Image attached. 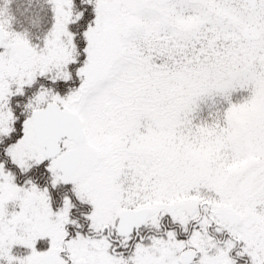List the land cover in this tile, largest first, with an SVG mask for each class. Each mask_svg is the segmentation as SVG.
Here are the masks:
<instances>
[{
    "label": "snow or ice",
    "instance_id": "obj_1",
    "mask_svg": "<svg viewBox=\"0 0 264 264\" xmlns=\"http://www.w3.org/2000/svg\"><path fill=\"white\" fill-rule=\"evenodd\" d=\"M0 264H264V0H0Z\"/></svg>",
    "mask_w": 264,
    "mask_h": 264
}]
</instances>
